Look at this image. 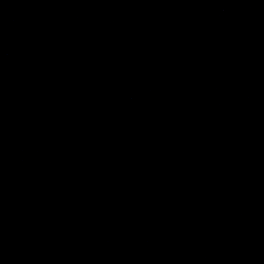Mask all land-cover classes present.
Segmentation results:
<instances>
[{
  "label": "water",
  "instance_id": "1",
  "mask_svg": "<svg viewBox=\"0 0 264 264\" xmlns=\"http://www.w3.org/2000/svg\"><path fill=\"white\" fill-rule=\"evenodd\" d=\"M0 264H264V0H0Z\"/></svg>",
  "mask_w": 264,
  "mask_h": 264
}]
</instances>
